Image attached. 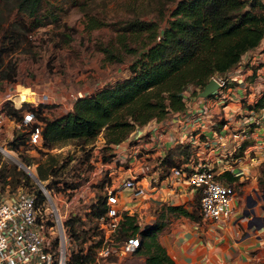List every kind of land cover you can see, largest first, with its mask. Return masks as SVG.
I'll return each mask as SVG.
<instances>
[{
    "label": "rangeland",
    "instance_id": "1",
    "mask_svg": "<svg viewBox=\"0 0 264 264\" xmlns=\"http://www.w3.org/2000/svg\"><path fill=\"white\" fill-rule=\"evenodd\" d=\"M174 2L175 0H41L36 13L48 22L27 31L32 15L28 13L25 4L21 0H0V16L3 17L0 25V49H3L0 51V70L9 60L15 63L12 74L14 80L0 79L1 193H12L18 189L31 191L29 184H23L25 179L19 174L20 169L27 173L30 169L35 174L37 159L45 160L47 157L40 153V146L30 141L13 146L11 140L14 133L25 131L26 128L24 125L17 126L9 114L1 109L3 103H42L45 105L44 113L54 116L70 107L73 102L71 93L79 96L80 92H91L106 82L124 77L129 73L127 65L144 48L146 35L150 32L143 31L142 26H135L134 22L141 20L144 25L149 22L164 25ZM51 11L56 15L54 20H50ZM88 17H94L100 24L87 29ZM40 91L50 95L47 101L38 100L37 93ZM28 93L32 99L19 101V97H27ZM19 139L25 140L23 137ZM80 141L79 138H68L49 149L56 155V173L42 181L59 214L60 207L64 208L65 203L69 205L67 208L72 209L65 216L69 234L78 244L77 253H73L72 264H143L145 258L139 250L131 255H98L101 245V235L97 228L98 216L91 215L89 209L94 193L100 192V179H106L108 170L103 168L101 178L95 183L93 178L88 179L91 170L98 168L102 160L110 159L111 153L109 149L101 147V136L92 143L80 144ZM118 156L125 159L127 151L120 148ZM98 159L101 161H97ZM27 160L30 162L28 169L18 162L25 164L24 161ZM183 161L185 160L180 162ZM110 164V176L114 179L129 174L126 168L129 165L128 157ZM260 168L264 169V165ZM29 175L32 176L30 173ZM4 180L9 182L4 183ZM249 180L240 177L234 181L238 195L251 194L254 181L250 183ZM256 181L258 189L263 190L264 172L258 173ZM81 184L86 186L80 194L76 190ZM97 196L99 195L96 194ZM44 197L42 201L49 206L45 195ZM242 200L244 201V197ZM198 215L199 218L193 220L156 205L144 216L139 229L159 221L164 223L166 231H170L175 221H181L190 223L205 238H211L212 234L215 235L214 222L204 220L200 211ZM137 233L140 238L143 237L140 232ZM160 234L161 231L157 234L158 240ZM49 236L56 238L55 243L56 232L52 230ZM125 236V233H121L119 239L122 240Z\"/></svg>",
    "mask_w": 264,
    "mask_h": 264
},
{
    "label": "trees",
    "instance_id": "2",
    "mask_svg": "<svg viewBox=\"0 0 264 264\" xmlns=\"http://www.w3.org/2000/svg\"><path fill=\"white\" fill-rule=\"evenodd\" d=\"M40 1L21 0L32 15L27 31L48 22L36 13ZM49 15L50 20L56 18L54 11ZM2 23L3 17L0 16V25ZM134 23L135 26H142L143 31L150 32L146 35L144 48L127 65L129 73L124 77L77 96L66 111L54 116L44 113L45 105L42 103H3L1 109L16 122L22 119L25 110L33 112L32 120L24 125L26 130L14 133L11 142L14 147L27 143L31 130L39 127L36 145L40 146V153L47 156L45 160L36 161L35 174L41 182L56 173V155L49 151L56 143L79 138L80 144H87L101 136V147L109 149L111 153L106 161L114 160L112 150L127 139L136 127L151 119L159 120L172 112L184 110L183 89L198 87L197 91L193 89V93L198 92L211 75H223L239 62L246 50L260 43L264 37V0H175L164 25L151 22L144 25L141 20ZM99 24L94 17L86 20L87 29ZM14 69V61L9 60L0 70V79L14 80ZM32 98L31 95L19 97V101ZM262 103L258 101L254 106ZM193 152L194 146L190 142H177L167 148L161 157V166L168 168L179 164L189 159ZM238 154L240 151L235 153ZM24 163L30 165L28 160ZM261 171L264 172V169ZM19 174L25 179V183H22L29 184L31 191H28L36 195L37 202L42 201L45 197L36 179L23 169ZM222 177L229 183L238 179V175L228 170L224 171ZM100 181L101 189L99 194L96 193L99 196L95 194L89 210L91 215L98 217L105 211V195L102 194L104 178ZM7 182L4 180V183ZM159 206L193 220L199 218L197 196L191 208L185 204L161 203ZM164 228L163 222L156 221L139 229L136 216L123 212L117 233L138 236L137 232H140L143 235L142 238L138 236L139 245L132 253L139 250L145 258L143 264H176L158 240L157 234ZM73 256L69 264L73 263Z\"/></svg>",
    "mask_w": 264,
    "mask_h": 264
},
{
    "label": "built area",
    "instance_id": "3",
    "mask_svg": "<svg viewBox=\"0 0 264 264\" xmlns=\"http://www.w3.org/2000/svg\"><path fill=\"white\" fill-rule=\"evenodd\" d=\"M211 76L218 81L219 87L227 85L226 77L216 74ZM182 94L186 100L192 94V90L187 87L183 89ZM71 95L73 100L77 97L76 93ZM226 96V91L216 92V97L225 99ZM49 97L45 91L37 93L39 101H47ZM32 118L33 112L25 110L22 119L15 121V124L26 125ZM222 126L225 128L222 127V131H218V143L223 150L217 151L210 139L206 136L201 137L202 133H199L186 140L194 146L193 155L168 168L161 166L160 155L149 159L142 148L143 145L148 147L160 145L167 140L172 143L176 141L177 136L170 135L168 129L158 124L149 125L139 134L131 133L130 142L123 149L127 151L128 160L133 158L135 162L130 164L129 160L126 167L129 173L127 176L114 179L112 175L110 176L112 173L110 162L97 160L101 161L99 167L91 170L88 181L93 178L95 183L101 178L102 169L108 170V176L102 186L105 211L98 217L97 223L101 235L98 255L107 257L114 254L131 255L134 252L139 245L138 236L129 235L120 240L117 233L123 212L135 215L140 226L150 209L159 205L155 201V196H158L163 188L172 196L173 204H185L189 208L197 196L200 214L208 222L224 221L232 215L238 193L234 184L226 181L222 174L226 170L238 175V178L243 174L234 168L238 162V155L235 153L242 139L247 138L249 131L227 122H223ZM38 137L39 127L36 126L30 132V141L36 143ZM125 159L115 152L113 162L115 164L116 161L121 162ZM85 186L79 185L76 192L81 194ZM42 192L49 206L44 201L37 202L36 195L24 189L5 194L0 192V264H69L71 255L77 251L78 244L70 236L69 224L65 221L67 212L71 213L72 209L67 208L69 205L65 203L64 208L60 207L59 214L48 192L46 190ZM93 198L95 200V193ZM52 215L54 217H51ZM52 230L57 234L55 243L56 238L49 236Z\"/></svg>",
    "mask_w": 264,
    "mask_h": 264
},
{
    "label": "crops",
    "instance_id": "4",
    "mask_svg": "<svg viewBox=\"0 0 264 264\" xmlns=\"http://www.w3.org/2000/svg\"><path fill=\"white\" fill-rule=\"evenodd\" d=\"M222 76L227 80L225 87H218L206 96L193 93V89L197 91L198 87H189L192 94L185 100L184 110L172 112L159 120L151 119L131 132L139 134L149 125L158 124L168 129L170 135L177 136L173 143L167 140L153 147L143 145L145 155L153 159L158 155L162 157L167 148L175 143L186 142L199 133H202L201 137L209 138L217 151L223 150L218 143V131L225 128L223 122L249 131L238 147L240 154L234 168L242 171L241 177L249 178L250 183L254 181L251 194L238 195L232 215L213 223L215 235L212 234L211 238H205L186 222L175 221L170 231H166L165 227L159 241L176 264H264V202L258 200L255 205L249 206L251 198L256 199L257 193L264 192V189H258L256 181L260 167L264 165V37L257 46L246 50L239 62ZM218 91H226L225 99L216 97ZM85 93L80 92V95ZM258 101H262V105L254 106ZM131 133L112 150L116 155L120 148L129 144ZM129 160L130 164L135 162L133 158ZM109 162L114 164L113 160ZM155 198L159 204L167 202L174 205L172 196L164 188Z\"/></svg>",
    "mask_w": 264,
    "mask_h": 264
},
{
    "label": "water",
    "instance_id": "5",
    "mask_svg": "<svg viewBox=\"0 0 264 264\" xmlns=\"http://www.w3.org/2000/svg\"><path fill=\"white\" fill-rule=\"evenodd\" d=\"M219 87V83L218 81L214 78V77H210L206 83L202 86V88L198 91V95L200 96H206L209 93L213 92L216 88ZM2 149V148H1ZM4 150V149H3ZM21 165H23L24 167H26L27 169L29 168L28 165L23 164L22 162L18 161ZM35 179L36 181L39 183L40 188L45 191L44 189V185L42 184V182L38 179V177H36V174H34L30 169L27 170ZM257 198L254 199L252 198V202L249 206H253L256 204V202L258 200H262L264 202V192L262 194H257L256 196Z\"/></svg>",
    "mask_w": 264,
    "mask_h": 264
},
{
    "label": "bare ground",
    "instance_id": "6",
    "mask_svg": "<svg viewBox=\"0 0 264 264\" xmlns=\"http://www.w3.org/2000/svg\"><path fill=\"white\" fill-rule=\"evenodd\" d=\"M28 95H31L30 93H28Z\"/></svg>",
    "mask_w": 264,
    "mask_h": 264
},
{
    "label": "flooded vegetation",
    "instance_id": "7",
    "mask_svg": "<svg viewBox=\"0 0 264 264\" xmlns=\"http://www.w3.org/2000/svg\"><path fill=\"white\" fill-rule=\"evenodd\" d=\"M258 194V193H257ZM260 195V194H259ZM252 199V198H251Z\"/></svg>",
    "mask_w": 264,
    "mask_h": 264
}]
</instances>
